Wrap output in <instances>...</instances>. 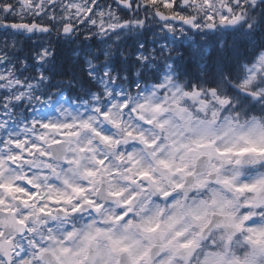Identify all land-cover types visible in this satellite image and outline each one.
<instances>
[{
	"label": "clouds",
	"instance_id": "clouds-1",
	"mask_svg": "<svg viewBox=\"0 0 264 264\" xmlns=\"http://www.w3.org/2000/svg\"><path fill=\"white\" fill-rule=\"evenodd\" d=\"M213 34L169 33L163 41L174 50L169 63H185V47L197 36L200 45H207ZM137 35L58 42L75 49L73 59H91L82 53L89 49L99 66L102 48L112 45V59L117 46L130 56L128 40ZM258 53L264 54V48ZM251 64V55L242 53L233 71L217 78L213 87L229 100L226 105L209 95L208 83L199 95H184L206 78L195 69L178 70L174 75L181 87L175 95L169 87L153 97L166 110L141 113L154 123L145 124L135 114H125L119 128L96 121L113 143L91 134V143L83 137L74 141L75 162L59 165L58 174L27 164L17 168L5 158L0 184L34 195L38 191L39 197L25 205L21 201L27 197L0 187V264H264V62L257 60L250 76L243 67ZM86 70V65L79 70L81 79L87 78ZM63 79L67 85L68 77ZM153 83L149 78L145 93ZM79 104L74 100L67 106L72 115L85 111ZM41 113L53 122H71L70 115L54 108ZM128 130L143 139L127 136ZM25 174L40 188L27 184ZM73 188L85 191L77 195ZM67 198L71 204L63 202ZM45 206L49 215L39 212Z\"/></svg>",
	"mask_w": 264,
	"mask_h": 264
},
{
	"label": "snow or ice",
	"instance_id": "snow-or-ice-1",
	"mask_svg": "<svg viewBox=\"0 0 264 264\" xmlns=\"http://www.w3.org/2000/svg\"><path fill=\"white\" fill-rule=\"evenodd\" d=\"M194 12L202 14L197 16ZM205 30L214 33L209 39H214L219 47L209 52L198 43L197 36L184 49L185 63H169L174 50L163 42L169 33L187 31L190 35ZM133 32L138 35L131 55L125 56L124 49L117 46V58L112 59V45L108 44L100 50L104 60L99 66L89 49H83L82 53L91 59L82 60L79 56L73 59L75 49L58 42L63 39L74 44L81 37L95 41L97 35L110 41L113 36L126 38ZM140 33H150L153 46L139 43ZM222 40L224 43L220 44ZM120 43L125 44V40ZM260 48H264V0H203V9L199 0H0V174L5 158L17 168L27 164L58 174L59 165L75 162L74 141L83 137L91 143L88 139L91 134L104 143H113L112 136L95 126L98 120L119 128L125 114H135L145 124L154 123V119H145L141 113L166 110L163 104H154L153 97L158 89L167 91L169 87L175 95L181 83L174 73L181 69L185 74L195 69L206 78L194 86L193 92L185 91L184 95H199L208 83L209 95L221 105L229 104L228 99L216 94L213 85L224 72L233 71L242 53L252 57V64L243 67L251 76L256 61L264 62V54L258 53ZM85 65L87 78L81 79L79 70ZM149 78L154 83L151 91L145 93ZM173 80L177 81L175 85ZM243 83L246 85L247 80ZM74 100L80 101L83 113L72 115L67 109ZM42 108L70 115L71 122L45 119ZM126 135L143 139L132 130ZM97 163L103 166L104 161ZM23 179L34 190L40 188L27 174ZM0 187L27 197L21 201L25 205L39 197L38 191L34 195L11 183ZM72 190L77 195L85 191ZM52 202L59 204L61 200ZM63 202L71 204L72 200L67 198ZM3 203L0 199V204ZM72 211L80 209L73 207ZM39 212L50 214L46 206L39 208Z\"/></svg>",
	"mask_w": 264,
	"mask_h": 264
},
{
	"label": "trees",
	"instance_id": "trees-1",
	"mask_svg": "<svg viewBox=\"0 0 264 264\" xmlns=\"http://www.w3.org/2000/svg\"><path fill=\"white\" fill-rule=\"evenodd\" d=\"M148 35H149V34H148ZM148 35H144V40H145V41L148 40ZM131 41H134V40L130 39V40L128 41V43L131 44ZM135 44H136V42L134 43L133 46H132V45H131V46H132V47H135V46H136ZM210 45H213L214 47H216V42L211 43ZM213 46H212V47H213ZM61 55H63V53H61Z\"/></svg>",
	"mask_w": 264,
	"mask_h": 264
},
{
	"label": "rangeland",
	"instance_id": "rangeland-1",
	"mask_svg": "<svg viewBox=\"0 0 264 264\" xmlns=\"http://www.w3.org/2000/svg\"><path fill=\"white\" fill-rule=\"evenodd\" d=\"M81 27H83V26H81ZM139 38H141V40H142V38H143V35L142 36H140ZM210 40H213V42L215 41L214 39H210ZM151 43H150V47L151 46H153V44H152V41H150Z\"/></svg>",
	"mask_w": 264,
	"mask_h": 264
}]
</instances>
